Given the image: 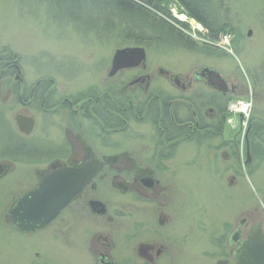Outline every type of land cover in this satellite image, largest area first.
I'll use <instances>...</instances> for the list:
<instances>
[{"label":"flooded vegetation","instance_id":"flooded-vegetation-1","mask_svg":"<svg viewBox=\"0 0 264 264\" xmlns=\"http://www.w3.org/2000/svg\"><path fill=\"white\" fill-rule=\"evenodd\" d=\"M175 18L186 25L177 28L188 45L202 42L205 50V34L198 30L193 36L190 18ZM150 44L163 49L179 43L158 37L150 43L129 42L128 47L146 49L145 61L109 76L116 50L104 88L64 90L61 95L52 79L28 84L21 76L20 58L0 52L1 103L20 108L13 121L0 110V126L8 127L0 135V243L8 244L22 264H195L196 257L202 259L199 264H237L252 234L260 231L264 236V213L256 210L237 219L228 233L221 228L217 242L212 237L219 231L179 228L177 207L192 199L185 192L179 198L182 183L183 188L170 183L180 175L174 165L178 151H215L213 160L237 166L238 135L230 140L224 136L229 106L245 89L224 76V82L211 86L201 75L203 67L184 73L153 67L148 64ZM37 113L47 116L49 131L57 120L62 137L49 143L37 139ZM17 115L33 121V129L22 131ZM250 128L245 138L247 166L252 157L264 160L258 131L250 139ZM60 174H69V191L75 193L58 212L54 207L47 210L55 216L36 227L29 194ZM83 174L88 177L76 191L74 183ZM237 174L229 176L231 184ZM27 196L26 209H19Z\"/></svg>","mask_w":264,"mask_h":264},{"label":"rangeland","instance_id":"rangeland-1","mask_svg":"<svg viewBox=\"0 0 264 264\" xmlns=\"http://www.w3.org/2000/svg\"><path fill=\"white\" fill-rule=\"evenodd\" d=\"M208 1L209 7L206 10L210 9L211 14L218 16L226 34L231 36L229 44L224 45L226 49L222 48L221 52L220 46L208 48L215 52L210 55L201 53L202 42L194 46L198 51L179 44L164 46L163 49L150 44L146 46L148 64L183 73L204 66L215 68L232 82L238 80L245 93L235 99L252 97L254 106L251 116L256 109L258 114L255 116L263 121L264 0ZM171 13L173 17L187 19L180 12L177 3L172 4ZM189 22L188 29L193 36H197V30L203 31L196 20L190 19ZM90 23L80 21L77 27L71 19L58 22L49 6L40 0H0V52H11L20 58L21 76L28 84L43 78L54 80L58 95L64 90L75 93L91 86L104 88L114 52L127 46L130 39L135 38L129 37L124 29H119L121 35H114L110 31L100 36L90 31L93 29V24ZM94 26L101 28L102 24L94 23ZM250 31L251 36L248 35ZM158 39L167 41V37L163 36H158ZM146 40L150 43L154 39ZM205 42L210 45L208 39ZM216 53L222 56L216 57ZM1 96L0 110L6 120L13 121L20 108L16 104L11 107L9 103H1L5 94ZM36 117L38 126L34 136L46 143L51 141L49 139L58 140L61 136L58 121L54 120L49 131L47 116L37 113ZM226 123L228 130L224 137L230 140L238 135L241 158L237 166L231 161L213 160L212 153L215 151L208 153L196 147H182L178 151L174 165L180 175L176 180L170 179V183L183 188L182 183L184 190L180 192L179 198L185 192L192 199L191 204L177 207L179 228H186L188 225L213 231L226 228L225 234L230 228H235L237 219L243 218L246 213L255 210L264 213V160L252 157V162L247 166V124L242 123L239 118H232L231 121L227 118ZM6 132L8 127L3 123L0 135ZM263 145L264 141L260 140V146ZM211 146L216 148L218 141L211 142ZM235 171L238 178L231 184L228 178ZM216 234L212 237L215 242L223 233L219 231ZM194 261L199 264L202 259L196 257ZM0 264H22L4 242L0 243Z\"/></svg>","mask_w":264,"mask_h":264},{"label":"trees","instance_id":"trees-1","mask_svg":"<svg viewBox=\"0 0 264 264\" xmlns=\"http://www.w3.org/2000/svg\"><path fill=\"white\" fill-rule=\"evenodd\" d=\"M45 2L50 12L54 15L58 22L71 19V22L77 24L85 22L93 24V30L100 35H106L113 31L114 35H121L119 29H124L125 33L135 39L130 42H144L146 39H155V37H167L171 43L184 44L193 51H198L196 47H190L188 40L179 34L177 25L182 23L172 16L171 6L177 3L180 12L185 13L190 18L201 23L208 31L207 38L217 41L220 36L226 34L227 31L217 15L211 14L208 0H40ZM210 10V11H209ZM176 22V23H174ZM94 23H101V28H96ZM230 26L229 24H227ZM184 27L186 25L183 24ZM182 26V27H183ZM206 36V34H205ZM203 53L213 48L212 44H205ZM211 53V52H210ZM209 53V54H210ZM212 54H215L212 52ZM218 55V54H217ZM253 112L249 123V135L258 131V139L264 141V120L259 121ZM255 140V139H254ZM10 142V141H9ZM17 144H15L16 146ZM21 149V145H17ZM12 151V150H11Z\"/></svg>","mask_w":264,"mask_h":264},{"label":"water","instance_id":"water-1","mask_svg":"<svg viewBox=\"0 0 264 264\" xmlns=\"http://www.w3.org/2000/svg\"><path fill=\"white\" fill-rule=\"evenodd\" d=\"M248 35L251 36L252 31H250ZM145 59L146 49L144 47L135 46L120 48L115 52L113 57L112 69L109 76L114 75L124 67L136 66L140 62L145 61ZM201 75L208 79L211 86H215V81L221 80L224 82L221 75L211 68H205ZM16 120L22 131H31L34 127V122L30 121L26 116L17 115ZM87 177V175L83 174L82 179H77V181H75L76 183H74V187L77 189L76 191L82 189ZM51 179L53 180H45L37 189L29 194L31 202H34L33 217L35 219L36 227L45 225L55 216L56 212L49 215L47 210L54 207L58 212V210L64 207L75 193V191H69V188L73 185L69 174H60L57 178L54 177ZM27 201H29L28 196L19 203L18 208L26 209ZM28 225H30L29 221ZM255 228H261V226ZM237 258V264H264V236L260 231L252 234L249 242L244 245L242 252L237 255Z\"/></svg>","mask_w":264,"mask_h":264},{"label":"built area","instance_id":"built-area-1","mask_svg":"<svg viewBox=\"0 0 264 264\" xmlns=\"http://www.w3.org/2000/svg\"><path fill=\"white\" fill-rule=\"evenodd\" d=\"M249 109H250L249 104L241 103L236 110L244 112L245 114H248L249 113Z\"/></svg>","mask_w":264,"mask_h":264}]
</instances>
